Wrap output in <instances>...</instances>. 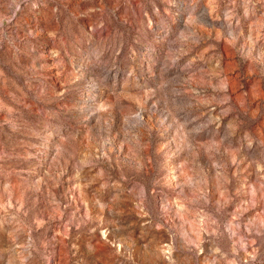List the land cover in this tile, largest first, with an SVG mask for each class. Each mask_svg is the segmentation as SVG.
<instances>
[{
	"label": "rangeland",
	"instance_id": "rangeland-1",
	"mask_svg": "<svg viewBox=\"0 0 264 264\" xmlns=\"http://www.w3.org/2000/svg\"><path fill=\"white\" fill-rule=\"evenodd\" d=\"M0 264H264V0H0Z\"/></svg>",
	"mask_w": 264,
	"mask_h": 264
}]
</instances>
